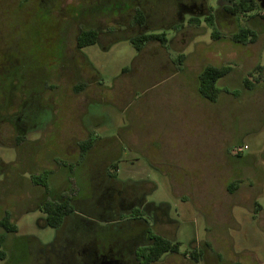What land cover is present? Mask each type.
<instances>
[{"label": "rangeland", "instance_id": "1", "mask_svg": "<svg viewBox=\"0 0 264 264\" xmlns=\"http://www.w3.org/2000/svg\"><path fill=\"white\" fill-rule=\"evenodd\" d=\"M227 4L0 0V217L9 210L17 228L2 247L11 264L30 249L27 237L47 245L56 235L41 223L43 188L33 176L50 172L40 181L51 195H75L84 221L102 222L109 213L100 209L98 169L108 186L140 192L150 210L166 214L165 236L180 248L164 264H264V87H242L256 65L264 74V12L233 17ZM136 8L143 27L132 22ZM209 15L213 27L204 20ZM244 26L256 41L232 42ZM88 29L99 41L77 49V36ZM150 33L164 34L167 44L138 52L128 41ZM226 63L232 70L209 103L198 95V74ZM81 82L85 90L74 95ZM81 128L97 143L76 168ZM233 181L240 184L230 194ZM192 250L201 253L197 263Z\"/></svg>", "mask_w": 264, "mask_h": 264}, {"label": "flooded vegetation", "instance_id": "2", "mask_svg": "<svg viewBox=\"0 0 264 264\" xmlns=\"http://www.w3.org/2000/svg\"><path fill=\"white\" fill-rule=\"evenodd\" d=\"M99 37L97 33L96 40L99 41ZM81 83L84 88L80 91L74 89V86L79 83L73 85L72 92L74 95L85 90L86 84ZM81 132L84 137L75 144L77 154L73 163L77 166L76 168L87 161L88 154L97 143L95 139L83 132V128H81ZM81 142H88L91 145L82 158L77 160ZM87 163L90 167L95 165L94 162ZM100 172L101 169H98L95 173V182L100 186L105 185L104 190L100 192L99 205L100 209L108 210V218L102 219V222H97L95 217L91 218L92 221H84L85 219L80 213L82 211H79V207L82 206L81 202L76 200L75 195L69 196V204L73 211L67 214L60 226L55 229L56 235L52 242L42 245L36 239L27 237L26 242L30 245V251L26 250L24 259H20L15 264H142L138 249L148 247L151 244V235L166 237L165 234L168 230L166 224L170 222L166 219L164 212L156 213L154 210H150L152 206L144 203L142 193L119 191L113 185L108 186L102 180L104 177ZM46 173H48L49 179L50 172ZM42 188L43 198L40 206L44 208L47 203H62L60 201L62 199L61 194L58 198L51 195L49 184L47 189ZM91 209L93 210L94 207L92 206ZM5 211H8L12 217L9 210L5 209L3 213ZM122 217L124 218L122 219ZM41 223L43 226H47L46 215ZM177 255L179 254L166 253L161 259L150 264H164L168 258ZM9 258L2 260L5 261L3 264L10 263ZM183 264L186 263L183 262Z\"/></svg>", "mask_w": 264, "mask_h": 264}, {"label": "trees", "instance_id": "3", "mask_svg": "<svg viewBox=\"0 0 264 264\" xmlns=\"http://www.w3.org/2000/svg\"><path fill=\"white\" fill-rule=\"evenodd\" d=\"M179 8L181 5L177 4ZM224 11L230 14L233 17L239 15H247L253 11H259V6L256 0H228V4L224 6ZM253 16H247V18H252ZM264 26V13L260 16ZM204 20L213 27V17L209 15L205 17ZM189 23L196 26L199 23L198 18L191 17L189 18ZM133 24L138 27H143L146 22L144 13L136 8L133 15ZM97 32L92 29L81 30L79 35L76 38V47L77 49H83L87 46L93 45L96 42ZM232 42L240 45L252 44L256 41L257 35L254 33L252 28L249 26H244L238 29L236 33L230 36L229 38ZM128 41L134 46L136 51H141L143 47L151 42H156L161 46L167 44V39L164 34H138L128 38ZM183 57L178 56L176 58V65L180 66L182 63ZM232 70V63H226L220 66L206 65L198 74V84L197 91L198 95L206 100L209 103H215L221 93L220 88L217 86V83L220 79L226 77ZM257 86L264 87V74L263 67L261 65H256L250 72H247L245 77L242 80V87L247 91H251ZM84 88L82 83H79L74 86V89L80 91ZM91 144L88 142H81L79 145V156L78 159H81L83 154L86 152L88 147ZM239 155V154H238ZM48 173L42 172L39 175L33 176L35 178L34 184L39 185L44 188H48V183L40 181L42 176H45ZM240 181H233L230 185L227 186L226 190L228 193L233 194L237 189ZM61 204H51L47 203L43 208V213L46 215V223L52 229H56L60 226L63 221V218L70 214L73 209L69 204L68 197L66 199H61ZM256 212L260 210V206L256 205ZM0 260H5L6 254L2 250L3 243L9 235H15L17 228L12 221V217L8 211H5L0 217ZM151 244L148 247L142 248L138 253L139 258L142 261V264H150L158 261L166 253L177 254L179 252L180 244L175 241H171L166 237L160 235H151ZM189 257L194 261L198 262L201 257L200 252L192 250L189 252ZM233 264H241L239 262H234Z\"/></svg>", "mask_w": 264, "mask_h": 264}, {"label": "water", "instance_id": "4", "mask_svg": "<svg viewBox=\"0 0 264 264\" xmlns=\"http://www.w3.org/2000/svg\"><path fill=\"white\" fill-rule=\"evenodd\" d=\"M259 8L264 12V0H256Z\"/></svg>", "mask_w": 264, "mask_h": 264}, {"label": "built area", "instance_id": "5", "mask_svg": "<svg viewBox=\"0 0 264 264\" xmlns=\"http://www.w3.org/2000/svg\"><path fill=\"white\" fill-rule=\"evenodd\" d=\"M246 149H247L246 146L237 147V148L235 149V153H236V154H240L243 150H246Z\"/></svg>", "mask_w": 264, "mask_h": 264}]
</instances>
